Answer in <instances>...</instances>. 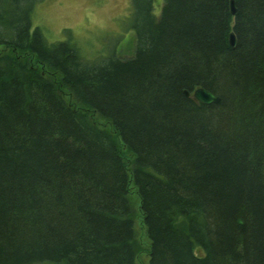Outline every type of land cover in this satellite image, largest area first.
I'll list each match as a JSON object with an SVG mask.
<instances>
[{"label": "trees", "instance_id": "trees-1", "mask_svg": "<svg viewBox=\"0 0 264 264\" xmlns=\"http://www.w3.org/2000/svg\"><path fill=\"white\" fill-rule=\"evenodd\" d=\"M40 1L0 0V264H264V0H148L100 61Z\"/></svg>", "mask_w": 264, "mask_h": 264}, {"label": "rangeland", "instance_id": "rangeland-1", "mask_svg": "<svg viewBox=\"0 0 264 264\" xmlns=\"http://www.w3.org/2000/svg\"><path fill=\"white\" fill-rule=\"evenodd\" d=\"M148 0H41L33 11V27H39L49 41L63 42L68 38L77 46L84 61H100L102 56L128 58L135 48L130 29L137 18V5ZM164 0H153L158 10ZM71 41V42H72ZM136 224V239L144 244ZM143 247L145 248L143 250ZM144 261V256H139Z\"/></svg>", "mask_w": 264, "mask_h": 264}, {"label": "water", "instance_id": "water-1", "mask_svg": "<svg viewBox=\"0 0 264 264\" xmlns=\"http://www.w3.org/2000/svg\"><path fill=\"white\" fill-rule=\"evenodd\" d=\"M229 6H230V14L234 15L235 8H234L233 0H230ZM228 41H229V45L232 48L235 47L236 41L233 32L229 33ZM184 95L191 96L192 99L204 105L218 104L220 101V98L218 96H216L215 94L204 88H196L194 91H192V93H189L188 91H184Z\"/></svg>", "mask_w": 264, "mask_h": 264}]
</instances>
